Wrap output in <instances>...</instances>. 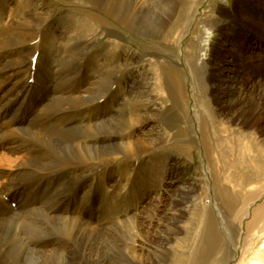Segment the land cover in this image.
<instances>
[{
    "label": "rangeland",
    "instance_id": "1",
    "mask_svg": "<svg viewBox=\"0 0 264 264\" xmlns=\"http://www.w3.org/2000/svg\"><path fill=\"white\" fill-rule=\"evenodd\" d=\"M141 2L145 12L130 29L104 22L86 0H0V25L37 23L36 35L24 39L36 50L21 75L28 102L45 95L44 109L57 96L94 94L103 80L102 120L120 114L121 125L136 123L108 134L104 145L136 141L140 149L103 167L108 191L94 208L104 215V235L90 228L78 233L76 221L31 219L18 201L31 203L40 190L17 199L3 194L13 212L0 201V264H93L77 247L97 235L107 254L101 264H264V103L250 118L245 108L250 95L264 90V45L243 18L247 8L264 9V0ZM20 156L0 164V190L26 163ZM92 169L91 183L97 165ZM43 195L55 204V191ZM89 196L93 208V187ZM209 215L217 248L206 256L198 237Z\"/></svg>",
    "mask_w": 264,
    "mask_h": 264
},
{
    "label": "bare ground",
    "instance_id": "2",
    "mask_svg": "<svg viewBox=\"0 0 264 264\" xmlns=\"http://www.w3.org/2000/svg\"><path fill=\"white\" fill-rule=\"evenodd\" d=\"M16 1L19 5L23 0ZM86 1L98 9L104 22L111 20L112 24H115L118 27L124 25L127 28L132 29L136 21L139 24L138 19L143 16V13L145 12V5L143 6V4H141V0H128L126 3L125 0ZM18 5L16 7L17 10ZM247 9L248 15L243 18H245L247 25L251 26V29H253L255 33H259L260 36L257 38L259 40L258 42L264 45V9L257 12L254 11L256 8ZM14 11L13 15H15ZM245 14L247 13L245 12ZM36 26L37 23L32 21V19L26 20V22L21 21V23L12 26H8L7 24L5 26L0 25V164L9 165L13 161L11 158L13 155L23 154V156L20 157L21 159L26 160L25 164L20 163L17 165L12 173L13 176L10 181L2 184L0 201L5 206H9V210L13 212L10 203L4 199L6 195L3 197V194H7V196L9 195L17 199V197L22 196L24 192L29 194L34 190H40L41 195L35 201L31 203L25 201L22 202L23 200H26L25 198L18 201L19 207H22L21 211L25 210L23 212L28 214L31 219L39 221L44 217L46 219H62L66 221V223L76 221L79 226L76 229L78 233L80 232L82 234V228H90L102 235L104 230H102L101 227H103L102 222L104 220V215L99 207L97 210H95L94 207L99 203V205H101L102 194L103 192L108 191L107 182L103 179V167L104 165H107V163L115 161V159L124 152L135 153L140 150L137 145L139 142L136 141L125 142L126 144L116 143L111 146H105L104 142L106 137H108V134L121 133L123 130L127 131L133 128L136 123L130 119L127 122L125 121L126 123L124 125H121V122H119L121 117L120 114L107 120H102L106 113L107 102V97H105L106 85L102 82L103 80L97 85L98 90L94 94H88L87 92L82 95H72V97L57 96L54 97L55 101L53 104L50 105L51 102L49 104L50 106L44 109H42L41 103L47 97L45 95L43 96L35 93L32 96V101L28 102L27 82L25 83L23 79L21 80V75L26 73L27 68H29L28 64L30 63L29 60L31 55L34 56L36 50L33 52L34 54L29 51L28 46L31 47L33 45L32 43H28L31 39L28 41L24 39L30 34V32L31 34L36 35L34 29ZM246 46L251 48L249 43H247ZM249 55V58L251 59L260 57L256 53H251ZM73 56L76 59L81 57L77 52H74ZM68 70L69 69L63 68L61 72L65 73ZM28 71L29 70H27V72ZM65 75L68 77L67 79H69V76H67V74ZM80 77L81 76H78V78ZM233 78L235 79V77ZM69 80L67 82L71 81ZM241 81H243V79ZM168 84L166 86H168ZM69 86L72 87V85ZM174 89L176 90V88ZM257 95L259 97H257L256 94H252L246 100L247 103H245V108H247L246 112L249 118L255 115L259 110L263 109L262 103H264V90ZM89 136H93L94 140H88ZM244 136L246 137L247 135L244 134ZM143 144L145 143L143 142ZM94 165H97V169H95L93 182L91 183L93 174L91 169ZM1 175L2 174L0 173V179ZM4 178L5 177H3V180ZM90 187H93L94 190V196L92 197L94 204L93 208H91L90 203ZM50 191H55L56 199L55 204L49 205L47 200L45 201V196L43 194ZM224 193L225 201H227V203L230 204V207H232L229 197L230 194L226 190ZM16 199L13 201L16 202ZM213 218L212 215L205 218V220H207L205 221L207 230H204L205 233L202 237H198V248L201 253L206 256L211 255L217 248ZM101 235L99 237H101ZM48 236L49 240L55 238L52 234H49ZM80 237L81 236H79V238ZM97 239L98 235L93 241L94 243L91 241H89L91 243L87 241L88 244L81 242L77 247L78 252L87 257V259H90L93 264H101L106 260L107 256L106 248H104V245L100 242L97 243ZM94 244L96 246V251L93 250V247H95ZM135 248V243H132L131 246H127V250L124 252L129 253V255L130 253L134 255ZM22 251H24L23 248ZM22 251L19 253L20 256L22 255ZM201 261L202 260L200 259L197 260V262Z\"/></svg>",
    "mask_w": 264,
    "mask_h": 264
}]
</instances>
